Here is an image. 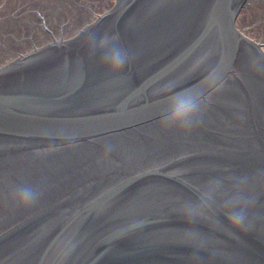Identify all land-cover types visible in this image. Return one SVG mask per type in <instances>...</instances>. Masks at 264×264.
I'll list each match as a JSON object with an SVG mask.
<instances>
[{
	"label": "water",
	"instance_id": "water-1",
	"mask_svg": "<svg viewBox=\"0 0 264 264\" xmlns=\"http://www.w3.org/2000/svg\"><path fill=\"white\" fill-rule=\"evenodd\" d=\"M112 33L117 74L90 49ZM258 57L264 0H0V264H264ZM184 91L204 101L190 130L161 119ZM210 176L246 178L249 231L184 236L178 197Z\"/></svg>",
	"mask_w": 264,
	"mask_h": 264
},
{
	"label": "clouds",
	"instance_id": "clouds-1",
	"mask_svg": "<svg viewBox=\"0 0 264 264\" xmlns=\"http://www.w3.org/2000/svg\"><path fill=\"white\" fill-rule=\"evenodd\" d=\"M91 54L98 53V63L112 74L121 73L129 63V54L120 43L116 33L104 34L97 39L96 34L89 37ZM261 58L250 62L253 71L264 74V64ZM164 90H169L165 87ZM167 106L162 114V122L168 127L192 129L199 121L204 101L201 96L192 95L186 91L174 92L166 98ZM226 181H233L232 187L226 186ZM246 178L232 176H210L198 187L193 189L195 197H178V207L174 210L188 225L184 236L189 240H197L204 233L195 227L205 224L214 231L226 235L250 230L248 224V198L242 185ZM42 195L38 187L28 184L15 186L11 196L17 206L30 207L36 204ZM220 213L227 217V225L217 218Z\"/></svg>",
	"mask_w": 264,
	"mask_h": 264
}]
</instances>
